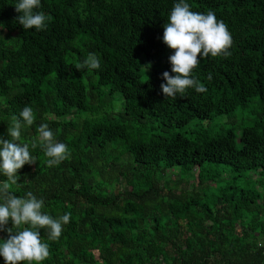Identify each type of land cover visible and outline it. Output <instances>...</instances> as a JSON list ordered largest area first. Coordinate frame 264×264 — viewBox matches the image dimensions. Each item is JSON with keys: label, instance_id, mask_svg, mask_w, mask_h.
<instances>
[{"label": "trees", "instance_id": "16d2710c", "mask_svg": "<svg viewBox=\"0 0 264 264\" xmlns=\"http://www.w3.org/2000/svg\"><path fill=\"white\" fill-rule=\"evenodd\" d=\"M174 2L41 0L47 21L36 30L17 22L15 0H0V134L25 105L35 114L21 136L34 162L8 190L33 192L53 217L71 213L60 237L40 229L42 264H264V0H188L214 11L232 43L198 54L191 75L205 91L165 98L173 50L161 37ZM90 52L97 69L80 67ZM247 110L239 135L201 125ZM194 119L187 135L148 137L152 120ZM42 123L67 145L58 164L47 163ZM193 171L197 183L178 190Z\"/></svg>", "mask_w": 264, "mask_h": 264}, {"label": "clouds", "instance_id": "9594fccd", "mask_svg": "<svg viewBox=\"0 0 264 264\" xmlns=\"http://www.w3.org/2000/svg\"><path fill=\"white\" fill-rule=\"evenodd\" d=\"M41 0H15V10L19 13L17 22L24 29L40 30L46 27L47 17L38 11ZM171 50L168 62L170 71L161 74L160 89L164 97H176L188 88L199 92L205 87L191 75L199 64L198 54L203 57L227 54L232 37L227 25L218 20L212 10L198 12L191 10L188 0H175L163 25L161 37ZM80 67L97 69L100 57L90 52L80 63ZM35 120L34 109L25 105L14 114L7 127V138L0 134V232L7 238H0V257L4 264H42L49 256V245L42 239L40 229H48L49 239L60 237L63 225L70 220L71 213L53 217L42 211L44 200L28 191L23 196L10 192L9 186L16 184L18 170L25 164L34 162L29 142H21L22 129ZM39 137L44 141V153L49 165L58 164L68 154L67 145L54 140L53 130L46 123L38 126ZM11 222V227H8Z\"/></svg>", "mask_w": 264, "mask_h": 264}, {"label": "rangeland", "instance_id": "374dc122", "mask_svg": "<svg viewBox=\"0 0 264 264\" xmlns=\"http://www.w3.org/2000/svg\"><path fill=\"white\" fill-rule=\"evenodd\" d=\"M247 111L243 112L241 114L239 111H236L233 114H224L215 120L211 121L210 124H208L207 121L201 122L202 126H208L209 131L212 134H222L225 131L231 129L236 135H239L241 132V128L243 125H246L249 123L250 118L247 116ZM200 121L197 119L192 120L186 125L180 126V127H171V128H164V127H159V124L157 121L152 120L149 122V126L154 127L152 132L149 133L148 137L150 135H163L167 137H171L177 133H181L184 135H187L189 131L193 128H195L197 125H199ZM196 171H193L191 175L188 177V183L186 184L185 182L179 184L177 186V189L179 190L180 188L187 187L190 188L192 187L193 184L197 183V178L195 176ZM231 176H233V173H231L230 168H226L223 173V177L226 179H229ZM178 174L174 173L170 176L171 183L173 181L178 180Z\"/></svg>", "mask_w": 264, "mask_h": 264}]
</instances>
